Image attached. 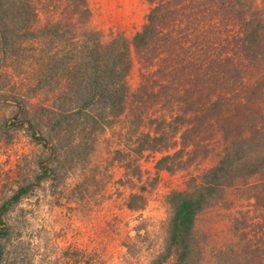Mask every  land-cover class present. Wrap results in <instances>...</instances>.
<instances>
[{"label": "trees", "instance_id": "trees-1", "mask_svg": "<svg viewBox=\"0 0 264 264\" xmlns=\"http://www.w3.org/2000/svg\"><path fill=\"white\" fill-rule=\"evenodd\" d=\"M148 2L153 7L147 22L132 40L119 34L106 41L89 28L91 12L86 0H63L65 12L58 17L39 8L44 5L42 0H13L11 5L0 0V46L5 33L15 34L21 23L63 39V50L54 48L49 57L51 62L57 58L61 61L60 75L65 84L62 97L65 103L77 106L80 113L87 112L84 119L88 123H98L102 128L123 116L128 125L140 129L144 122H151L150 113L155 107L168 110L177 106L178 115L172 112L174 108L169 114L166 110L155 117L151 130L137 136L140 154L167 153L156 162L157 172L182 170L187 164L185 157L191 163L201 157L198 151L213 152L215 139L220 135V159L207 169L203 181L189 191L170 194L172 207L165 223V237L151 264H166L172 257L175 264H188L200 255L203 246L196 229L198 217L219 199V204L230 209L244 199L251 202L252 212L238 210L237 240L217 250L218 263L264 264V10L255 5V0ZM39 12L44 14L45 22ZM184 22L197 30L189 34L187 39L193 40L187 46H178L179 41L186 40L184 26L175 40L176 48H169V44L157 48L156 42H170L167 33ZM225 23L234 25L233 36L238 42L231 46L214 45L212 38L219 40L233 31L227 32ZM2 58L0 51V64ZM136 58L145 72H141L139 88L132 91L128 80ZM252 64L262 65V72L253 81L250 73L256 66L253 68ZM58 73L54 72L56 78ZM24 116V105L19 104L12 124L27 127L32 141L49 149L50 156L39 161V172L32 183L19 187L0 203V264L4 258L1 240L9 235L5 216L32 190L55 177L51 163L60 153L59 140L53 138L52 132H44L40 122ZM72 117L68 112L63 118ZM171 151L174 154H169ZM133 175L142 179L141 170ZM228 194L234 199H227ZM135 197L143 209L144 196L130 198ZM128 208L132 209L130 204Z\"/></svg>", "mask_w": 264, "mask_h": 264}, {"label": "rangeland", "instance_id": "rangeland-1", "mask_svg": "<svg viewBox=\"0 0 264 264\" xmlns=\"http://www.w3.org/2000/svg\"><path fill=\"white\" fill-rule=\"evenodd\" d=\"M5 1L9 5L13 2ZM42 2L44 5L39 8L45 14L49 11L58 17L65 12L63 0ZM86 2L91 12L89 28L99 32L106 41L119 34L132 40L143 29L153 7L148 0ZM255 5L264 10V0H255ZM39 8L36 9L40 11ZM39 18L45 22L42 12ZM21 24L15 34L5 33L0 46L4 56L0 64V203L19 187L32 183L39 172V161L50 156L49 149L32 141L27 127L17 128L12 124L19 104L24 105V117L40 122L44 132L50 130L53 138L59 140L60 153L51 163L55 177L32 190L5 216L9 235L1 240L2 264H151L165 237V223L172 207L170 194L189 191L203 181L207 169L220 159L223 146L220 135L215 139L213 152L207 154L200 150L201 157L191 163L185 157L183 161L187 164L182 170L157 172L156 162L167 153L140 154L137 136L151 130L155 117L167 109L155 107L156 111L150 113L151 122H144L140 129L128 125L123 116L116 117L105 128L88 123L84 119L87 112L80 113L77 106L65 103L62 97L65 84L60 75V59L54 62L49 59L54 48L58 52L63 50L64 40ZM230 24L226 26L227 32L233 31L219 40L212 38L214 45L237 44L233 36L236 30ZM181 29L186 40L179 41L178 46H187L193 40L187 39L189 34L197 30L184 22L167 33L170 42H156L157 48L168 44L169 48H176L175 40ZM252 66L256 67L250 73L251 80L262 72L259 67L262 65ZM54 72H59L57 78ZM141 72L145 68L136 58L128 80L132 91L139 88ZM171 110L178 115L177 106H170L166 114ZM68 112L74 115L70 120L63 118ZM136 170H141L142 179L132 177ZM141 195L145 198L143 209L138 197L130 198ZM227 197L234 199L229 194ZM221 200L199 215L196 229L203 252L188 264H219L217 250L237 240L238 210L252 212L251 202L244 199L231 209L219 204ZM129 204L132 209L128 208ZM166 264H175V259L172 257Z\"/></svg>", "mask_w": 264, "mask_h": 264}]
</instances>
